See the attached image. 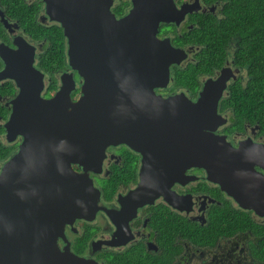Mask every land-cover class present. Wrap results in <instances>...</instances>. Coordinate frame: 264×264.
<instances>
[{"label": "water", "instance_id": "1", "mask_svg": "<svg viewBox=\"0 0 264 264\" xmlns=\"http://www.w3.org/2000/svg\"><path fill=\"white\" fill-rule=\"evenodd\" d=\"M42 1L48 18L62 28L67 62L81 78V94L71 100L76 86L69 73L62 75L54 95L44 98V73L34 66L36 46L22 35L14 37L16 48L0 46L5 62L0 79L12 78L19 86L5 126L9 139L22 137L0 171V264L76 262L69 252L59 251L57 237L75 218H93L100 191L89 172H100L108 145L125 142L142 153L139 189L157 180L155 174L149 178L147 156L151 149L167 148L150 145V137L168 120L184 125L182 145L174 153L183 168H205L208 178L226 190L227 175L236 172L230 160L244 162V155L231 153L224 136L213 135L226 121L217 113L226 79H207L198 101L185 99L184 107L176 104L181 101L177 95L155 94L177 61V52L156 35L166 13L161 2L133 0L134 7L116 18L102 0ZM0 21L9 27L2 10ZM173 178L165 177L166 184ZM263 186L261 180L264 193ZM241 190L235 195L240 205L264 215V194L250 202L248 184Z\"/></svg>", "mask_w": 264, "mask_h": 264}, {"label": "flooded vegetation", "instance_id": "2", "mask_svg": "<svg viewBox=\"0 0 264 264\" xmlns=\"http://www.w3.org/2000/svg\"><path fill=\"white\" fill-rule=\"evenodd\" d=\"M25 1L39 4L37 23L48 26L54 22L46 15L42 0ZM158 1L166 13L156 35L177 52V61L169 66L166 84L154 88L155 94L163 98L177 95L181 101L176 104L184 107L185 99L198 101L207 79H226L217 104V113L226 121L215 128L213 135L224 136L231 153L244 155V162L241 157L240 161L230 160L236 172L227 175L226 190L208 178L205 168H183L174 153L175 147L182 145L179 141L183 139L184 125L168 120L154 138L150 137V145L167 148L160 152L151 149L147 156L149 178L155 174L157 180L139 189L142 153L125 142L108 145L100 172H89L100 191L95 214L91 220L75 218L66 223L63 234L57 237L58 249L76 259L72 264H264V215L242 207L235 197L243 183L249 186L250 202L264 194V97L257 96L251 89H258L247 84L246 65L237 58L241 48L238 34L218 33L207 27L209 22L225 17V0ZM101 2L116 18L134 7L133 0ZM0 10L10 22L9 27H4L0 21V46L16 48L14 37L18 35L36 46L34 66L44 73L41 95L53 96L62 75L67 78L72 73L76 88L70 98L76 100L81 94V78L68 65L67 56L57 71L45 70L38 59L46 47V37H31L17 20L5 15L1 5ZM4 66L0 57V71ZM192 67L196 71L193 76L189 74ZM18 92L14 79H0V171L22 142L20 135L9 139L12 136L5 126ZM73 168L82 171L77 164ZM169 176L174 178L166 184L165 177Z\"/></svg>", "mask_w": 264, "mask_h": 264}, {"label": "trees", "instance_id": "3", "mask_svg": "<svg viewBox=\"0 0 264 264\" xmlns=\"http://www.w3.org/2000/svg\"><path fill=\"white\" fill-rule=\"evenodd\" d=\"M0 5L5 15L17 20L26 34L35 39L46 37V47L38 59L41 67L57 71L64 65L66 38L62 28L55 22L48 26L37 23L35 15L39 10L38 3L29 5L25 0H0ZM223 7L225 17L214 23L209 22L207 27L218 33L227 31L228 35L234 32L238 34L241 48L237 58L246 65L249 74L247 84L258 89H251L257 96L264 97V0H225ZM212 31L208 33L213 35ZM193 72L196 71L192 67L189 74L193 76Z\"/></svg>", "mask_w": 264, "mask_h": 264}]
</instances>
